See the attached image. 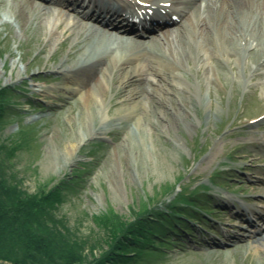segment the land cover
Returning <instances> with one entry per match:
<instances>
[{
  "label": "rangeland",
  "instance_id": "rangeland-1",
  "mask_svg": "<svg viewBox=\"0 0 264 264\" xmlns=\"http://www.w3.org/2000/svg\"><path fill=\"white\" fill-rule=\"evenodd\" d=\"M70 1L0 0V94L12 90L0 145L17 147L9 173L37 198L62 189L61 201L47 209L50 218L37 220L36 228L48 238L53 234L57 252L75 251L73 264H123L125 253L135 252L123 246L126 226L144 213L157 223L172 204L194 210L181 202L186 197L211 211L199 216L208 220L187 218L194 232L177 225L181 233H172L171 244L131 264H264V245L254 237L257 231L264 237V218L252 211L264 206V44L251 49L183 25L188 39L168 46L164 34L169 30L167 37L175 39L184 21L154 27L146 37L111 28L148 48L162 46L166 55L153 62L160 73L150 71L146 59L148 66L133 74L137 83L123 94L116 81L124 71L97 76L103 81L89 114L76 103L77 94L57 89L65 78L57 66L79 68L100 42L92 38L90 47L89 37L79 43L82 51L73 52L71 33H59L65 25L48 20L55 8L78 15L83 7ZM170 6L158 5L153 14H176ZM125 60L127 69L138 62ZM71 143L77 146L69 156ZM248 217L257 225L249 226Z\"/></svg>",
  "mask_w": 264,
  "mask_h": 264
},
{
  "label": "bare ground",
  "instance_id": "bare-ground-1",
  "mask_svg": "<svg viewBox=\"0 0 264 264\" xmlns=\"http://www.w3.org/2000/svg\"><path fill=\"white\" fill-rule=\"evenodd\" d=\"M73 1L81 7L84 6V9L78 12V15H75L71 11H64L62 8H55L53 9L54 11L47 13L49 16L48 20L55 21V26L65 25V30L59 33H71L70 36L75 41L72 46L73 52L82 51L83 47L79 46V43L89 37L91 39V42L88 43L90 47L94 45L92 38L94 40L98 38L100 42L99 45L92 48V55L86 56L83 64L79 68L76 69L75 64L69 65L65 69L63 68V63L57 66L65 74L64 82L58 85L57 89H66L70 93L77 94L78 100L76 103L83 104L84 109L89 114H93L94 112L93 104H97L95 94L99 91L103 81L100 78L96 79L97 76H104L108 72L113 73L115 69L116 71H124L122 74H119L116 81L118 84L117 92L123 94L128 90L127 87H132L137 83V80L133 78V74L137 71L139 72L144 66H148L146 59H149V63L151 64L148 66L150 71L154 73L161 72L159 66H156L153 62L157 64L163 62L161 58H165L166 52L162 46L157 47L154 45L150 47L149 45L148 48L145 43H141L137 39L125 38L109 30L111 29V24L115 25V22L125 25L126 17L130 19L132 15L130 13L132 12V5L137 4L138 8L140 7L139 10H142L143 13H148L149 8H152V11H156L158 10L156 9L158 5L170 4L183 16L182 22H184L177 29V32L180 34L175 39L167 37L170 34L169 30L164 34L168 46L178 42L181 43L188 39L182 33L181 26L183 27V25H185V29H188V27L192 28L194 33H199L202 36H209V34L211 35L212 32H215L219 35V38L227 42L233 43L234 40H239L245 45L247 44V47L251 49L264 44V0H145L158 3V5L155 3L147 7L138 5L139 3L136 1L132 2L131 5V2L126 0H108L109 2L114 1L116 3L117 7L115 8L112 6L109 7L106 4H98V1L95 0H89L90 4L88 5H85L84 0ZM56 3L58 4V2ZM59 4L67 3L61 2ZM246 8L248 10L251 9V12H247L245 15L244 11ZM105 17H108L106 21H110L109 25L104 21ZM99 26H102L103 29ZM124 31L127 30L125 29ZM227 33L228 36H226ZM144 46L149 50L143 48ZM262 57V62L259 65L264 64V55ZM125 59H129V61L130 59L138 60V62L133 68L127 69L124 64L128 61ZM13 66L14 69H17V63H14ZM78 69H81V75ZM18 73L20 75L22 71L19 70ZM119 77L122 78L119 79ZM72 83H78L82 86L81 89L74 87L71 85ZM76 146L77 143L68 144L66 146L67 155L70 156ZM252 211L253 215L258 214L256 215L257 219L264 218V206L260 208L259 212L256 209ZM257 219L248 217L246 221L249 226H256ZM254 237L259 239L256 240L258 243L264 245V237H262L260 231L255 232Z\"/></svg>",
  "mask_w": 264,
  "mask_h": 264
},
{
  "label": "trees",
  "instance_id": "trees-1",
  "mask_svg": "<svg viewBox=\"0 0 264 264\" xmlns=\"http://www.w3.org/2000/svg\"><path fill=\"white\" fill-rule=\"evenodd\" d=\"M9 91L12 90L0 94V120L7 110L4 105L8 102ZM16 149L14 144L0 145V264H73L77 253L72 250L57 252L49 239L53 234H49L48 238L40 233L35 225L39 219L50 218L51 214L47 209L61 201L62 189L58 187V190L46 194L45 198L29 195L22 189L20 184L14 181L12 173H9L10 166L7 164L9 158L15 155ZM181 202L194 210L182 211L172 204L158 214L157 223L154 220L149 221L144 213L134 220V225H128V229L126 226L125 231L129 233L124 236L127 239L123 240V246L131 245L135 252L125 253L121 260L123 264L144 262L147 251L171 244L172 233H181L177 225L186 231L194 232L186 221L187 218L193 221L208 220L203 216L199 217L201 213L211 212L203 208L202 204L186 197H183Z\"/></svg>",
  "mask_w": 264,
  "mask_h": 264
}]
</instances>
